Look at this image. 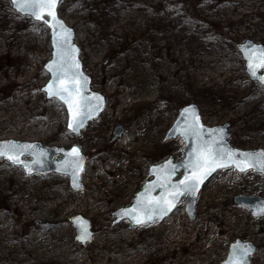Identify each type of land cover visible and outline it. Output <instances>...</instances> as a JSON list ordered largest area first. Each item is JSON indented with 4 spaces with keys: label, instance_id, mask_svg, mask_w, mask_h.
Instances as JSON below:
<instances>
[{
    "label": "rangeland",
    "instance_id": "rangeland-1",
    "mask_svg": "<svg viewBox=\"0 0 264 264\" xmlns=\"http://www.w3.org/2000/svg\"><path fill=\"white\" fill-rule=\"evenodd\" d=\"M58 14L73 27L84 70L106 106L79 136L71 134L63 105L40 90L48 79L47 28L0 0V139L75 144L87 156L79 192L66 176H25L0 158V264H143L139 227H110V212L130 203L149 164L182 157V140L162 141L181 106L197 104L209 126L227 122L234 147L264 149V85L249 80L235 47L246 39L264 44V0H61ZM118 121L125 129L111 140ZM242 191L264 196V176L218 171L201 192L194 222L184 204L170 218L176 228L169 237L193 244L156 245L151 257L218 264L228 242L242 236L258 246L251 264H264V215L249 219L234 204ZM75 214L91 222L85 245L68 222ZM35 219L55 227L41 231Z\"/></svg>",
    "mask_w": 264,
    "mask_h": 264
},
{
    "label": "snow or ice",
    "instance_id": "snow-or-ice-1",
    "mask_svg": "<svg viewBox=\"0 0 264 264\" xmlns=\"http://www.w3.org/2000/svg\"><path fill=\"white\" fill-rule=\"evenodd\" d=\"M58 3L59 0H13V4L18 10L36 21H42L53 29L56 59L48 66L53 79L44 91L50 99H58L62 104L67 105L69 112L68 128L76 132L84 126L86 119L92 118L93 113L99 110L103 98L96 95L86 97L81 94V90L87 83V78L79 71V61L75 59L77 49L71 45L70 30L56 16L55 8ZM45 16L51 19H45ZM245 52L248 69L251 75L256 77L258 70L264 68V48H249ZM258 79L261 84H264V75L259 76ZM93 101H95L94 104ZM185 113L191 114V121L189 122L186 117L187 126L181 134L191 136L196 141L195 148L189 154L188 162L183 164L187 174L179 183L172 184L170 177L176 171L177 166L169 161L162 169L168 175L159 185L164 189L161 195L151 199L138 197L136 206L122 211V215L131 216L141 226L152 220L154 216L163 218L175 207L179 196L195 195L204 178L217 168L234 166L240 172H245L248 169L264 172V152H238L228 148L224 143L223 129L214 130L217 135H210V138L205 139L204 128L199 123V116L195 114V109H185ZM29 149H33L29 154L37 157L33 163H40L39 156H42L43 153L35 152V145H19L9 142L7 150H5L4 145H0V157L6 155L14 164H24V161L20 160L19 157ZM67 155L71 156L72 159L65 161V170L70 168L71 174L75 178L77 172L82 171V157L79 155V149L75 147ZM25 167L27 168L28 165L25 164ZM88 238L89 234L86 231H82L81 235L77 237L82 242ZM251 250L250 246H241L240 248L234 246L235 264H246L245 258ZM237 252H239V256L236 255ZM229 264H233V261H230Z\"/></svg>",
    "mask_w": 264,
    "mask_h": 264
},
{
    "label": "water",
    "instance_id": "water-1",
    "mask_svg": "<svg viewBox=\"0 0 264 264\" xmlns=\"http://www.w3.org/2000/svg\"><path fill=\"white\" fill-rule=\"evenodd\" d=\"M10 2H11V7L16 12H18L20 15L29 16V15L25 14L24 12L18 10L16 5L13 4V0H10ZM59 2H60V0H59ZM58 5H59V3L57 4V6L55 8L56 16L63 23V25L67 29L70 30V32H71V45L75 49H77V52L75 53V59L77 61H79V65H80L79 71L83 74L84 77L87 78V83L84 85L83 89L81 90V94L83 96H86V97H92V96L96 95V96H100L103 98L99 110L93 113L92 118L86 119L84 126L80 129H78V131H76V132H73L68 128L69 112H68L67 105L62 104L61 101H59L58 99H55L60 104H62L64 107L65 114H66V129L71 134H73L75 136H79L81 131L87 126L88 122L96 119L99 116V114L102 112V110L106 106V100H105L104 95L101 92L96 91L92 88V77L89 74H87L84 70L83 62L80 58V49L75 42V31H74L73 27L68 25L59 16L58 10H57ZM29 17L33 21H36L31 16H29ZM45 19L50 20L51 18L48 16H45ZM37 22H42V21H37ZM44 25L46 26L47 31H48L49 46H50V57L43 65L44 70L48 74V79L45 82V84L40 87V90L44 92V96L46 99H50L49 96L47 95V93L44 91V89L48 86V84L53 79L52 73L49 71L48 66L51 64V62L54 59H56V56L54 55L56 52V48L54 46L53 29L51 27H49L48 25H46L45 23H44ZM57 30H59V29H57ZM235 47L237 48V50H238V52H239V54H240V56L244 62V71L247 74L249 80L255 81L260 85H264V84H261L259 79H258L259 76L264 75V68L259 69L257 72V76L253 77L251 75L249 69H248V60L246 59V52H245V50L249 49V48H253V49L264 48V44L256 43V42H253L252 40L246 39L244 41L237 42L235 44ZM108 61H109V56H106L104 58L103 63L106 64ZM52 99H54V98H52ZM94 103H95V101H93V104ZM193 108L195 109V114L199 116V123L201 125H203L205 139L210 138V135H217V133L214 130L223 129L224 130V143L228 148L236 150L238 152H250V153L264 152L263 148L242 149V148L234 147L229 142L230 133L228 132L229 124L227 122H224L222 124L215 125V126H209L202 121V116L200 114V110H199L197 104H195V103L185 104L177 110L174 119L172 120L171 124L165 130V132L162 136L163 142L173 140L176 138L182 140V146L180 149V151L182 153V157L179 159H175L171 154H169L165 158H163L162 160L149 164L147 167L146 175H145V182L142 185V187L137 192H135L130 204L127 206L115 208L114 210L111 211L110 216L112 218H111L110 223H109L110 227H114L117 224H119L125 220L129 221V225L131 227L141 226V225L137 224L132 219L131 216L122 215L121 213L125 209H132L134 206H136L138 197H142L145 199H151V198L159 197L161 195V193L164 191V189L161 188L159 185L163 182L165 176L168 175V173L162 171V169L164 168L165 165H167V163L169 161H171V163L173 165L177 166L176 171L173 174H171V177H170L172 184L179 183V181L182 180L184 178V176L187 174V170L183 167V164L188 162L189 154L193 151V148H195L196 141L191 136L182 135L181 132L187 126L186 117H187L189 122L191 121V114L185 113V109H193ZM123 130H124L123 123L120 121L116 122L115 126L113 127L111 140H115L117 137H119L122 134ZM9 142L19 144V145H35L34 151L37 153H43L42 156H39L40 163H33V161L35 159H37V157L29 154V152L33 151V149H29V150L25 151L24 155L19 157L20 160L24 161V164H19V163L14 164L11 160H9L7 158L6 155L0 157V158L7 160L9 163H11L14 166H19L21 168L22 172L24 173V175H26V176H31V175L45 176V175H50V174H56V175H60V176H66L68 179V186L72 191L79 192V191L83 190V184L81 182V178H82V174L84 172V168H85V165L87 162V158H86V155L81 151V149L77 145H72L71 147L67 148L64 146L43 145L39 141H21V140H16V139H11V138L0 139V145H4L5 150H7V145ZM74 147L79 149V155H80V157H82V165H83L82 171H78L75 178L71 174L70 168L67 171L65 170V161L72 159V157L67 155V154L71 153V150ZM25 164L28 165L27 168L25 167ZM229 168L234 169L238 173H245L247 171L252 170L254 173H257V174L264 176V172L257 170V169H248L245 172H240L234 166H228L225 168H217L215 171L211 172L210 175H207L204 178L203 183H201L199 185L198 191L195 193V195H181V196H179V198L175 204V207H173L171 209V211H169L166 215H164L163 218H160L159 216H154V218L152 220L148 221L147 223H145L143 225V227H146V226L152 225V224H160L161 222H163V220L165 218H167L172 213V211L176 208V206L178 205V203L180 202L182 197H184L183 201L185 203V213L187 215V218L190 220H193L194 216H195V208H196L197 198H198V195H199L200 191L202 190V188L206 185V183L213 177V175L217 171L222 170V169H229ZM148 178H149V180H148ZM74 179H75V183H74ZM154 185H155V187H153ZM233 200L235 203L240 204L243 207L247 208L250 211V217L251 218L258 217L264 213V198L261 196L238 195V196H235ZM68 221L72 224L73 228L75 229V240L77 242H79L81 245H85L87 242H90L92 240L93 231L91 230V223H90L89 218L84 217L80 214H76V215L69 217ZM34 224L40 230L45 231V232L51 230L54 227V223L49 222V221H45L43 219H35ZM82 231H86L89 234V238L83 242L81 240L77 239V237L79 235H81ZM234 246L236 248H240L241 246H250L251 247V249H252L251 252L245 258L246 264H249V257L254 253V245L249 241H242L240 239L234 240L229 245L228 253H227L225 259L222 262H220V264H229L230 261H233V264H235L234 256H233ZM236 255L239 256V252H237Z\"/></svg>",
    "mask_w": 264,
    "mask_h": 264
},
{
    "label": "flooded vegetation",
    "instance_id": "flooded-vegetation-1",
    "mask_svg": "<svg viewBox=\"0 0 264 264\" xmlns=\"http://www.w3.org/2000/svg\"><path fill=\"white\" fill-rule=\"evenodd\" d=\"M113 131V130H112ZM146 172H147V169H146ZM145 175H146V173L144 174V176L142 177V179H141V186H140V188L142 187V185L144 184V182H145ZM148 180H149V178H148ZM139 188V189H140ZM203 191V190H202ZM201 191V192H202ZM201 192L199 193V195H198V198H197V203H196V209H195V216H194V219L193 220H190L191 222H194L195 220H196V218L199 216V213H198V211H197V206H198V200L200 199V195H201ZM238 195H248V196H261V195H258V194H246V193H243V191L242 192H238V193H236L235 195H234V197L235 196H238ZM234 197H233V199H234ZM261 197H263L264 198V196H261ZM233 202H234V200H233ZM183 203L181 202V205H182ZM234 204H236L237 206H240V207H243L242 205H240V204H237V203H235L234 202ZM180 205V204H179ZM178 207H180V206H178ZM178 207L176 208V209H178ZM243 208H245V207H243ZM176 209L174 210V212H176ZM246 210H247V214H248V218L250 219L251 217H250V211L247 209V208H245ZM173 212V213H174ZM173 213L168 217V219L164 222L165 224L167 223V225L164 227L165 229H167V231L169 232V234H168V236L166 237V238H164L163 239V241L162 240H160L159 239V237H161V233L159 232V228H160V226L163 224H153V225H148V226H146V227H139L138 228V230H139V233H140V235H139V240H138V242L136 243V244H140L141 245V249H145V254H147V256H145V260L144 261H142L143 262V264H162V262H165L166 260H167V257L164 255V257H159V258H157V257H151V255H150V253L152 252V250L154 249V247L156 246V245H159V246H161V244H164V245H169V246H172L173 244H193V241H191V242H185V240L186 239H184V240H181V241H177V240H172V236L171 237H169L170 236V234H171V232H172V229L174 230L175 228H176V223H174V221H172V219H170L171 217H172V215H173ZM262 215H264V213L262 214ZM184 216L186 217V219H187V216H186V214H185V212H184ZM255 218H257V217H255ZM255 218H251V219H255ZM170 219V220H169ZM169 221V222H168ZM127 226L129 227V228H131L130 227V225H129V222H127ZM167 238H169V241L167 240ZM161 239H162V237H161ZM236 239H240V240H242V241H249V242H251L253 245H254V253L249 257V264H251V262H252V257L257 253V251H258V246H257V244H255L252 240H249V239H246V238H244V237H242V236H240V237H236V238H234L232 241H229L228 242V244H227V248H226V252H225V255H227V253H228V250H229V245L234 241V240H236ZM179 242V243H178ZM127 244H129V243H127ZM181 254L182 255H187L188 254V251L187 250H184L183 248H182V250H181ZM190 254V253H189ZM225 255H224V257H225ZM176 257V255H175V253H173V252H171L170 253V255L168 256V259H170V260H173L174 258ZM223 257V258H224ZM223 258L221 259V260H223ZM220 260V261H221ZM172 264V263H171ZM173 264H175V262L173 263Z\"/></svg>",
    "mask_w": 264,
    "mask_h": 264
},
{
    "label": "bare ground",
    "instance_id": "bare-ground-1",
    "mask_svg": "<svg viewBox=\"0 0 264 264\" xmlns=\"http://www.w3.org/2000/svg\"><path fill=\"white\" fill-rule=\"evenodd\" d=\"M13 74H15V72L13 73ZM13 74H11L12 76H13ZM30 72L29 71H27L26 72V77H23L22 79H21V82H24L25 81V79L27 80L28 78H29V76H30ZM18 124V123H17ZM84 183V182H83Z\"/></svg>",
    "mask_w": 264,
    "mask_h": 264
}]
</instances>
